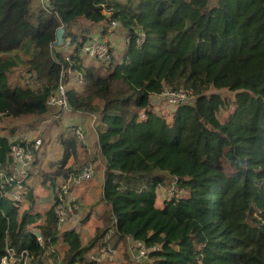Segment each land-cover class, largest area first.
<instances>
[{"label":"trees","instance_id":"1","mask_svg":"<svg viewBox=\"0 0 264 264\" xmlns=\"http://www.w3.org/2000/svg\"><path fill=\"white\" fill-rule=\"evenodd\" d=\"M113 22L130 38L122 58L109 48L97 59L107 65H84L79 53ZM59 27L63 41L54 46ZM12 66L42 89L14 85ZM63 66L73 79L82 74L80 89H67V109L94 117L95 138L88 149L70 128L60 132L61 157L41 181L50 180L57 201L62 180L90 164L106 207L82 243L75 229L60 230L54 202L36 208L28 183L25 205L0 190V258L12 248L13 264H98L90 254L111 245L126 261L117 264H264V0H51L49 8L0 0V121L58 123L62 109L45 100ZM164 88L190 90L193 99L170 104ZM4 130L0 162L19 143L36 164L42 132L27 139ZM163 188L172 193L158 206ZM128 236L149 248L143 261L130 257Z\"/></svg>","mask_w":264,"mask_h":264},{"label":"rangeland","instance_id":"2","mask_svg":"<svg viewBox=\"0 0 264 264\" xmlns=\"http://www.w3.org/2000/svg\"><path fill=\"white\" fill-rule=\"evenodd\" d=\"M123 2L124 0H119ZM114 23V22H113ZM110 23L107 28L110 29V32L106 33V38H104L110 48V57L114 60H118L122 58L123 51L126 46H128V42L130 38L126 36V30L122 26L117 24ZM105 24V23H104ZM99 31H95L94 35H99ZM98 37V36H97ZM71 51V47L69 45H65L62 47L63 53H69ZM82 60H84L83 64H95L100 65L108 64V60L106 62H102L101 60H97L88 53L81 52ZM129 54V53H128ZM75 80V78H74ZM73 80V76L68 77V80L65 84L66 89L70 87L79 88L80 84ZM76 82V84H75ZM80 89V88H79ZM156 105L160 109L161 112L167 110V103L159 98ZM82 116V117H81ZM53 117H20V118H4L0 121V127H4V132H7L9 129H14L17 136L23 135L27 131L30 130H39L42 132V143L39 145V149L37 152L38 163L30 170V174L27 178V183L33 187V192L36 195V208L39 211H43L45 208H48L51 204L52 198V189L49 187V179L41 181V173L50 172L54 169L56 162L61 157V148L59 147L58 140L56 139L57 135L62 131H67L68 126L70 124H76L83 126L85 128L84 132V141L85 143L78 142L79 144H84L86 148L91 149L92 143L95 138V134L93 129H91L93 118L92 116L81 113V112H73L69 109L62 108V111L59 113V121L58 123H51V121L56 120L52 119ZM29 124H32L28 126ZM36 128V129H35ZM36 135V134H35ZM83 145V146H84ZM72 162V159L69 160ZM73 194L76 197V200L81 203V210H79L73 218L69 219V222L65 225L59 224L60 230L72 228L78 231L81 242L85 243L87 239L93 234L94 228L99 224L98 215L105 209L106 205L103 201H100L102 192V177L99 170H96L94 177L90 180L84 181L81 184L71 188ZM158 198L156 200V204L158 206L163 205V196L165 194L166 197L170 196V192L165 188H163V192L161 190H157ZM26 201V200H25ZM24 202L23 205H25ZM89 213L88 218L81 222L80 218H83L84 215ZM80 222V223H79ZM122 253L119 251L118 254L115 255L113 260L110 262L111 264H117L120 262H126L124 258H122ZM113 262V263H112ZM108 262H102L98 264H110Z\"/></svg>","mask_w":264,"mask_h":264},{"label":"built area","instance_id":"3","mask_svg":"<svg viewBox=\"0 0 264 264\" xmlns=\"http://www.w3.org/2000/svg\"><path fill=\"white\" fill-rule=\"evenodd\" d=\"M37 2L41 7L49 8L51 0H37ZM144 38L145 34L140 32L137 42L139 44L142 43ZM85 50L95 59H103L108 55L109 45L105 39L101 40L99 38H95L89 43ZM10 72L12 74V83L14 85H20L33 91L42 89V85L31 79L29 74L22 69V67L12 66L10 68ZM70 76L71 67L65 69L63 66L59 74L56 88L46 97L45 103L47 106L61 109L68 108V97L65 84ZM77 76L78 80H76V78L75 80L78 84H80L82 82V74L78 73ZM161 95L166 97L167 102L170 104H175L185 99H193L191 91L187 89L170 90L164 88ZM71 130L74 131L76 137L81 142H85V136L79 128L73 127ZM40 143L41 140L37 138L33 145L34 149H37ZM32 160L33 158L27 144L23 145L13 143L9 148V155L6 164L0 162V190L4 191L6 196L11 199L12 204L15 206L25 202L24 192L26 191L29 167ZM93 177L94 170L90 164H87L81 167L80 172L77 175H70L62 180L58 199L57 201H53V212L58 219V226L59 224H63L66 220L73 218L75 213H77L81 208V204L75 197L71 196L70 185L75 187L84 181L92 179ZM168 191L170 194L172 193L171 189H168ZM36 239L38 242H42V237L39 234H36ZM126 246L129 254L131 255L130 257L136 263L143 261L149 250L145 243L140 240L133 239L131 236L127 237ZM20 254H26V251H22ZM116 254H118V250H116V248L111 245H104L97 251L91 253L89 257L96 263H102L111 262ZM16 258L14 250L12 248H7L6 254L0 258V264H13L16 261Z\"/></svg>","mask_w":264,"mask_h":264},{"label":"crops","instance_id":"4","mask_svg":"<svg viewBox=\"0 0 264 264\" xmlns=\"http://www.w3.org/2000/svg\"><path fill=\"white\" fill-rule=\"evenodd\" d=\"M108 32H110V29L108 28L107 29V33ZM106 33L104 34V38H106ZM107 39V38H106ZM61 50H62V48H61ZM82 52H84V51H82ZM81 53V52H80ZM79 53V55H80V57H81V59H82V54H80ZM84 53H87L86 52V50H85V52ZM64 54H68V53H64ZM84 62V60H82V63ZM84 65H87L86 63H84ZM19 67V66H18ZM21 67V66H20ZM22 69H24L23 67H22ZM25 70V69H24ZM75 84H76V82H75ZM77 85V84H76ZM76 87V86H75ZM82 117V116H81ZM73 127H76V128H79L80 130L81 129H85V128H82L83 126H80V125H76V124H70L69 126H68V128H73ZM36 129V128H35ZM39 132V130H30V131H27L26 133H24L23 135H20V136H23L24 138H27V139H32V138H34V137H36V135H37V133ZM36 134V135H35ZM43 135V134H42ZM38 138V137H37ZM42 140H43V138H42ZM41 143H42V141H41ZM41 145V144H40ZM39 149V148H38ZM37 163H38V159H37ZM36 163V164H37ZM36 164H32L31 163V165H30V167H29V174H30V170H32L33 169V167L36 165ZM32 168V169H31ZM71 190V196L72 197H75V195L73 194V191H72V189H70ZM52 193V192H51ZM76 198V197H75ZM52 202H53V194H52V198H51V204H52ZM81 204V203H80ZM81 209V208H80ZM69 222V219L68 220H66L63 224H61V225H65L66 223H68Z\"/></svg>","mask_w":264,"mask_h":264},{"label":"water","instance_id":"5","mask_svg":"<svg viewBox=\"0 0 264 264\" xmlns=\"http://www.w3.org/2000/svg\"><path fill=\"white\" fill-rule=\"evenodd\" d=\"M63 33H64V28L63 27H59L56 30V39L55 42L53 43L54 46H59L61 45L62 41H63Z\"/></svg>","mask_w":264,"mask_h":264}]
</instances>
